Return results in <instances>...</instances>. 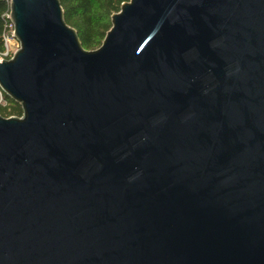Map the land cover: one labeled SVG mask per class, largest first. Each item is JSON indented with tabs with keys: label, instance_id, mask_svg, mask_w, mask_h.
<instances>
[{
	"label": "water",
	"instance_id": "obj_1",
	"mask_svg": "<svg viewBox=\"0 0 264 264\" xmlns=\"http://www.w3.org/2000/svg\"><path fill=\"white\" fill-rule=\"evenodd\" d=\"M9 19L0 264H264V0H126L94 49Z\"/></svg>",
	"mask_w": 264,
	"mask_h": 264
},
{
	"label": "trees",
	"instance_id": "obj_2",
	"mask_svg": "<svg viewBox=\"0 0 264 264\" xmlns=\"http://www.w3.org/2000/svg\"><path fill=\"white\" fill-rule=\"evenodd\" d=\"M123 1L126 0H60V4L66 23L75 28L83 47L94 49L100 45L105 32L110 28L111 14L120 9ZM6 9V1L0 0V50L3 48L2 32ZM2 97L3 101H0L2 116L21 114V107L18 103L4 92H2Z\"/></svg>",
	"mask_w": 264,
	"mask_h": 264
},
{
	"label": "built area",
	"instance_id": "obj_3",
	"mask_svg": "<svg viewBox=\"0 0 264 264\" xmlns=\"http://www.w3.org/2000/svg\"><path fill=\"white\" fill-rule=\"evenodd\" d=\"M7 3V9L4 13L5 24L2 32L3 48L0 50V61L2 58H9L12 53L18 48V42L13 36V24L9 19V1ZM0 101H3L2 90L0 89Z\"/></svg>",
	"mask_w": 264,
	"mask_h": 264
},
{
	"label": "rangeland",
	"instance_id": "obj_4",
	"mask_svg": "<svg viewBox=\"0 0 264 264\" xmlns=\"http://www.w3.org/2000/svg\"><path fill=\"white\" fill-rule=\"evenodd\" d=\"M96 47V46H95Z\"/></svg>",
	"mask_w": 264,
	"mask_h": 264
}]
</instances>
